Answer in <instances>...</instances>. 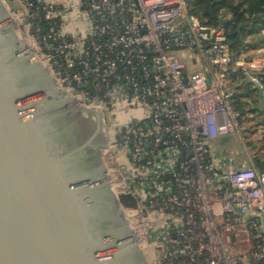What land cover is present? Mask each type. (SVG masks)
<instances>
[{
	"label": "built area",
	"instance_id": "2783aa9c",
	"mask_svg": "<svg viewBox=\"0 0 264 264\" xmlns=\"http://www.w3.org/2000/svg\"><path fill=\"white\" fill-rule=\"evenodd\" d=\"M65 12L89 29L68 35ZM14 15L62 97L111 125L115 104L137 112L115 129L103 163L120 202L136 199L121 204L154 264H264V170L228 167L215 145L240 128L232 69L264 94V50L234 59L224 28L203 24L187 0H23ZM178 51L201 70L189 72Z\"/></svg>",
	"mask_w": 264,
	"mask_h": 264
},
{
	"label": "water",
	"instance_id": "95a60500",
	"mask_svg": "<svg viewBox=\"0 0 264 264\" xmlns=\"http://www.w3.org/2000/svg\"><path fill=\"white\" fill-rule=\"evenodd\" d=\"M0 0V264H149L106 170L67 151L58 119L106 133L99 108L62 97ZM104 135V136H103Z\"/></svg>",
	"mask_w": 264,
	"mask_h": 264
},
{
	"label": "trees",
	"instance_id": "16d2710c",
	"mask_svg": "<svg viewBox=\"0 0 264 264\" xmlns=\"http://www.w3.org/2000/svg\"><path fill=\"white\" fill-rule=\"evenodd\" d=\"M190 12L196 15L203 24L213 27H223L234 59L252 57L264 49V0H187ZM51 20L43 18L42 26L49 27ZM264 83V79H263ZM229 88L233 91L231 100L232 111L237 115L239 127L251 132L249 126L254 118L251 115H261L264 103L262 91L247 82L239 70L232 69L229 78ZM254 103V104H253ZM261 125L262 136L258 143L261 151L253 154L252 166L258 171L264 170V122ZM254 143L249 142L250 146ZM126 208H132L136 199L130 196L121 198Z\"/></svg>",
	"mask_w": 264,
	"mask_h": 264
},
{
	"label": "rangeland",
	"instance_id": "374dc122",
	"mask_svg": "<svg viewBox=\"0 0 264 264\" xmlns=\"http://www.w3.org/2000/svg\"><path fill=\"white\" fill-rule=\"evenodd\" d=\"M9 2V0H4L6 7L9 8L12 13L17 12V10L15 11L14 7ZM17 33L20 37L22 36L18 29ZM177 56L182 61H185L189 72L193 73L201 70L202 63L199 62L195 64L193 61V58L196 56L194 53H190L188 51H178ZM252 56H255V54ZM261 108L264 110V103L262 104ZM135 114H137L136 111L127 109L124 105H122V103H117L114 105L113 113L111 115L112 125L110 124L111 122L104 120V116L100 117V119L103 120V124L108 135L109 142L113 139V134L116 131L115 129L119 128L120 126H123ZM250 117L254 118V120L249 123V126H252V129L251 132L248 134L249 136L247 139H245V135L247 134V132H244L243 128L240 127L237 129L236 133L222 137L215 142L218 155L221 159H225V162L228 167H231L233 169L242 168L246 165H251L253 154L261 151V145L258 142L262 136V128L259 124H262L264 122L263 114L251 115ZM251 141L254 143V146L249 145V142ZM105 150L106 148L104 149L103 157L104 153L106 152ZM162 222V228L167 229L170 223L174 222V218L165 215L164 220Z\"/></svg>",
	"mask_w": 264,
	"mask_h": 264
},
{
	"label": "flooded vegetation",
	"instance_id": "af4514ba",
	"mask_svg": "<svg viewBox=\"0 0 264 264\" xmlns=\"http://www.w3.org/2000/svg\"><path fill=\"white\" fill-rule=\"evenodd\" d=\"M62 136L61 145L64 150L70 151L87 145L83 152L81 165L90 172L103 169V152L106 148V138L100 131L78 121L73 115L65 116L56 122Z\"/></svg>",
	"mask_w": 264,
	"mask_h": 264
},
{
	"label": "crops",
	"instance_id": "0c3cea01",
	"mask_svg": "<svg viewBox=\"0 0 264 264\" xmlns=\"http://www.w3.org/2000/svg\"><path fill=\"white\" fill-rule=\"evenodd\" d=\"M10 4L14 7V10L20 11L23 8V0H9ZM60 6H66L72 0H51ZM65 16V32L68 35H76L85 33L89 29V22L83 15L78 13L68 14L63 13Z\"/></svg>",
	"mask_w": 264,
	"mask_h": 264
},
{
	"label": "bare ground",
	"instance_id": "6f19581e",
	"mask_svg": "<svg viewBox=\"0 0 264 264\" xmlns=\"http://www.w3.org/2000/svg\"><path fill=\"white\" fill-rule=\"evenodd\" d=\"M13 19L15 20V22L16 23H18L19 22V19H20V17L17 15V16H13ZM26 43V42H25ZM29 45H31L30 43H27V46L29 47ZM30 48V47H29ZM30 50H31V48H30ZM135 242H136V240H135ZM136 245H137V247H138V249L139 250H142L144 253H145V255H146V258H147V261H148V263L149 264H154L153 263V252L151 251V250H149V248H146V247H143V246H139L138 244H137V242H136ZM150 259V260H149Z\"/></svg>",
	"mask_w": 264,
	"mask_h": 264
}]
</instances>
